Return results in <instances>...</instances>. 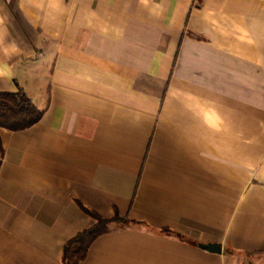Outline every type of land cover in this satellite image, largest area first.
Segmentation results:
<instances>
[{"label": "crops", "instance_id": "crops-1", "mask_svg": "<svg viewBox=\"0 0 264 264\" xmlns=\"http://www.w3.org/2000/svg\"><path fill=\"white\" fill-rule=\"evenodd\" d=\"M22 91L44 113L0 129V264H61L81 206L141 224L80 264H264V0H0Z\"/></svg>", "mask_w": 264, "mask_h": 264}, {"label": "trees", "instance_id": "trees-1", "mask_svg": "<svg viewBox=\"0 0 264 264\" xmlns=\"http://www.w3.org/2000/svg\"><path fill=\"white\" fill-rule=\"evenodd\" d=\"M43 113L44 111L39 109L23 91L19 93H0V129L10 132L27 130L41 121ZM3 154L4 149L0 139V163ZM81 208L94 223L66 242L61 264H80L87 258L91 245L100 236L112 233L117 228L141 224L120 215L105 218L84 206H81ZM162 232L167 236H174L181 241H185V237L169 229H164ZM250 264L254 263L250 262Z\"/></svg>", "mask_w": 264, "mask_h": 264}, {"label": "water", "instance_id": "water-1", "mask_svg": "<svg viewBox=\"0 0 264 264\" xmlns=\"http://www.w3.org/2000/svg\"><path fill=\"white\" fill-rule=\"evenodd\" d=\"M199 247L203 250H206V251H209L215 254H220L222 252L221 245L215 244V243L199 244Z\"/></svg>", "mask_w": 264, "mask_h": 264}]
</instances>
